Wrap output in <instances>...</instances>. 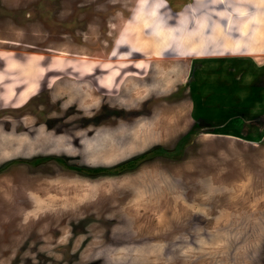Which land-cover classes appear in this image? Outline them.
I'll list each match as a JSON object with an SVG mask.
<instances>
[{
	"label": "rangeland",
	"instance_id": "obj_1",
	"mask_svg": "<svg viewBox=\"0 0 264 264\" xmlns=\"http://www.w3.org/2000/svg\"><path fill=\"white\" fill-rule=\"evenodd\" d=\"M0 53L61 75L0 109V264H264V0H0Z\"/></svg>",
	"mask_w": 264,
	"mask_h": 264
},
{
	"label": "crops",
	"instance_id": "obj_2",
	"mask_svg": "<svg viewBox=\"0 0 264 264\" xmlns=\"http://www.w3.org/2000/svg\"><path fill=\"white\" fill-rule=\"evenodd\" d=\"M202 11L205 10H189V12L188 13L185 12V14L191 15L192 12H197V14H200L199 12ZM208 11L210 12V10ZM207 15H211V14L209 13ZM212 24L214 23L212 22ZM199 25L200 24H198L197 26L199 27ZM211 42L213 45L214 37L212 38ZM34 56H36L34 58L36 59L37 63L33 65L34 67L30 71L27 72L26 67L29 66L27 62L29 61V59L32 58L31 55H27L26 57H21L17 55L0 53V96L4 88L13 89L14 94H20V92L23 89H26L27 87L31 88V90H28V92L26 93V95L22 100L21 99L17 100V98H19L17 97L15 100L8 101L5 99L3 95V99L0 98V109L6 107L12 109L14 107H21L24 106L25 104L30 103L29 101L33 99L34 96H38L40 94L44 84L46 87H50L51 89L54 88V77L56 78L61 77V75L59 76L58 73H56V75L54 76V61L57 57L54 58V56H51L46 60L48 63L43 64V61H41L42 57H40V55H34ZM11 58L17 60L18 63H20L19 66H11L9 61L11 60ZM21 62L24 63L21 64ZM18 87L22 89V90L20 89L21 91L19 92L17 91ZM10 131L11 130L9 129L5 130V132L8 133H11ZM14 131H16L15 132L16 135L14 136H18L20 139L26 140L25 134H23V132L17 131L16 129H14Z\"/></svg>",
	"mask_w": 264,
	"mask_h": 264
}]
</instances>
